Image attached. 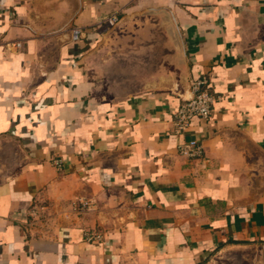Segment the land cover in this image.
<instances>
[{"label":"crops","instance_id":"crops-1","mask_svg":"<svg viewBox=\"0 0 264 264\" xmlns=\"http://www.w3.org/2000/svg\"><path fill=\"white\" fill-rule=\"evenodd\" d=\"M231 252L264 264V0H0V264Z\"/></svg>","mask_w":264,"mask_h":264},{"label":"built area","instance_id":"built-area-1","mask_svg":"<svg viewBox=\"0 0 264 264\" xmlns=\"http://www.w3.org/2000/svg\"><path fill=\"white\" fill-rule=\"evenodd\" d=\"M109 21L111 23L117 22L118 17L112 15ZM81 33L82 30L80 28H74L72 38L78 39ZM17 45H21V43L18 42ZM208 83V77L205 75L194 78L191 81L192 94L183 100L178 111L175 113V127L177 132L185 131L194 117L204 119L210 117L217 96L209 90ZM178 147L179 152L188 157L201 156L203 153L202 143L195 138L182 142ZM73 204L75 209L83 211L88 208L89 202L86 200H78ZM85 236L89 240L101 239L104 233L98 230H87Z\"/></svg>","mask_w":264,"mask_h":264},{"label":"rangeland","instance_id":"rangeland-1","mask_svg":"<svg viewBox=\"0 0 264 264\" xmlns=\"http://www.w3.org/2000/svg\"><path fill=\"white\" fill-rule=\"evenodd\" d=\"M120 28V27H119ZM132 88H135L136 86H131ZM231 253H227V254H218L216 255V258H214L213 260H210L208 262V264H244V263H241V262H238L236 261V259L234 260L232 257H231Z\"/></svg>","mask_w":264,"mask_h":264}]
</instances>
